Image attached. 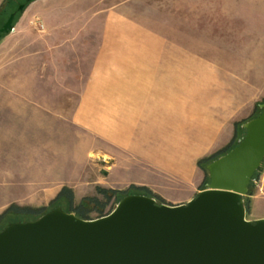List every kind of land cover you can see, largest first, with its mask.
Masks as SVG:
<instances>
[{
	"label": "rangeland",
	"instance_id": "1",
	"mask_svg": "<svg viewBox=\"0 0 264 264\" xmlns=\"http://www.w3.org/2000/svg\"><path fill=\"white\" fill-rule=\"evenodd\" d=\"M4 1L0 0V7ZM7 2L0 10L1 28L12 13L21 11L26 0ZM177 2L174 7L180 6ZM184 3L189 8L188 21L183 22V31L174 33V38L187 44L183 52L188 60L183 62V77L173 79V105H177L180 84L190 106H198L196 99L204 110L213 105L235 106L237 115L245 117L242 121L249 119L255 104L264 100V0ZM23 12L17 14L14 27L19 19L28 24L33 17L34 13ZM35 38L33 34L22 37L10 32L0 39V218L17 217L12 211L48 208L65 189L69 193L63 202L71 196L73 208L83 206L90 218H96V201L108 202L106 213L117 200V195H112L108 201L102 189L118 194L149 191L158 203L186 204L206 188L208 173L199 161L233 145L239 135L218 151L188 159L180 175L158 174L152 189L109 186L108 173L116 160L102 154L101 149L107 150L108 146L70 120L84 80L38 78ZM172 113L173 120H178L177 111L173 109ZM167 162L173 167L178 165V160L169 157ZM263 167L264 161L253 184L258 183ZM119 173L122 179L135 177Z\"/></svg>",
	"mask_w": 264,
	"mask_h": 264
},
{
	"label": "crops",
	"instance_id": "2",
	"mask_svg": "<svg viewBox=\"0 0 264 264\" xmlns=\"http://www.w3.org/2000/svg\"><path fill=\"white\" fill-rule=\"evenodd\" d=\"M183 1L32 0L23 13L33 17L28 24L19 19L12 31L36 36L38 78L84 80L70 120L108 146L101 150L116 160L108 173L112 188L152 189L158 174L180 175L188 159L218 151L241 134L245 117L235 106L204 110L196 99L192 107L180 84L173 105V79L183 77L188 60L187 44L174 38L188 21ZM119 170L135 177L122 179ZM258 179L245 197L252 221L264 218V167Z\"/></svg>",
	"mask_w": 264,
	"mask_h": 264
},
{
	"label": "water",
	"instance_id": "3",
	"mask_svg": "<svg viewBox=\"0 0 264 264\" xmlns=\"http://www.w3.org/2000/svg\"><path fill=\"white\" fill-rule=\"evenodd\" d=\"M260 108L242 124L238 145L207 165L209 183L186 204L130 193L91 219L56 206L2 227L0 264H264V218L248 219L245 200L264 161V102Z\"/></svg>",
	"mask_w": 264,
	"mask_h": 264
},
{
	"label": "trees",
	"instance_id": "4",
	"mask_svg": "<svg viewBox=\"0 0 264 264\" xmlns=\"http://www.w3.org/2000/svg\"><path fill=\"white\" fill-rule=\"evenodd\" d=\"M31 1H32V0H26V2L23 3V4H24V7H26ZM7 3H8L7 0H5L4 3L2 4V6L0 7V10H1V8H3ZM18 13H21V11L15 12V19H16V16H17ZM15 19H14V20H15ZM4 23H5V22H4ZM4 23H3L2 25H4ZM13 25H14V22H13ZM0 28H1V27H0ZM7 34H8V33H3L2 38H3L5 35H7ZM263 102H264V100L261 101V102H259V103H256V104H255V105H256V106H255V110H254L255 112H254V114H253L249 119L256 117V116L262 111V109L260 108V104L263 103ZM249 119H247V120H245V121H242V122H239V123H238V125H239V127H240V130H241V136L239 135V137L237 138L236 142H235L233 145L227 147V148L224 149L222 152L218 153L217 155H215V156H213V157H211V158H206V159H202V160H200L199 163H198L199 166H202V165L205 164V171L208 173L207 165H208L209 163H211L213 160H215V159L218 158L219 156H221V155L227 153V152L230 151L233 147H235L236 145H238V139H239L240 137H242V135L245 133V129L242 127V124L245 123L246 121H248ZM259 170H260V169H259ZM259 170H258V171H259ZM258 171L255 173V176L257 175ZM255 176H254V178H255ZM208 178H209V175H208ZM254 178H253V179H254ZM252 181H253V180H252ZM252 185H253V184H252V182H251L250 190H249V193H248V194H251V192H252V190H253V189L251 188ZM101 192H102V193H105V194L108 196V201L111 199V196H112V195H117V200H116V202H115V205L110 209V211H108V212H106V213H105V208H106L108 202H107V203H100V202L96 201V202L98 203V210H97V211H98V216H97L96 218H98V217H102V216H105V215L109 214V213L115 208V206L117 205V203L119 202L120 199H122L125 195L130 194V193L118 194V193L115 192V191H111V190L109 191V190H106V189H102ZM108 192H109V193H108ZM68 193H69V191H67V189L62 190V192H61V194L59 195L58 199H57L56 201L53 202V205L50 206V207H48V208H45V209H41V210H37V211H33V210H30V209H28V210L26 209V210H24V211H19V212H18V211H12L11 213H14V214H16V215H18V216H17V217H9V218H7L6 220L4 219V217H1V218H0V230H1L2 227H3L4 225H6L8 222H12V221H25V220H34V219H37V218H39L41 215H43L44 213L48 212L49 210L53 209V208L56 207V206H62L66 211L74 212V213H76L79 217H82V218H84V219H91L90 216L86 213V210L82 209L83 206H78V207H76V208H73V202H72V197H71V196H68V198H67V203L62 201V198H64L65 195L68 194ZM135 193H136V192H135ZM146 194L149 195V196L155 197L154 195L150 194L149 191H147ZM106 195H105V196H106ZM155 198H156V197H155ZM156 199H157V198H156ZM160 203H165V202H160ZM8 213H9V212H7L6 214H8ZM2 219H4V221H3ZM2 221H3V222H2Z\"/></svg>",
	"mask_w": 264,
	"mask_h": 264
}]
</instances>
